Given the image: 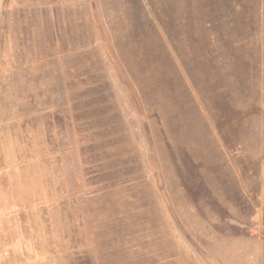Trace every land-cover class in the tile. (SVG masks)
Masks as SVG:
<instances>
[{
    "label": "rangeland",
    "instance_id": "1",
    "mask_svg": "<svg viewBox=\"0 0 264 264\" xmlns=\"http://www.w3.org/2000/svg\"><path fill=\"white\" fill-rule=\"evenodd\" d=\"M0 264H264V0H0Z\"/></svg>",
    "mask_w": 264,
    "mask_h": 264
}]
</instances>
